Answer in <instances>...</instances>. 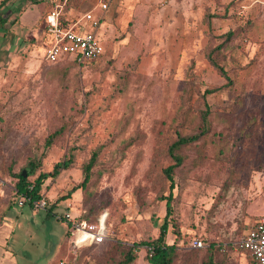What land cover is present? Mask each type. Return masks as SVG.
<instances>
[{
    "label": "rangeland",
    "instance_id": "1",
    "mask_svg": "<svg viewBox=\"0 0 264 264\" xmlns=\"http://www.w3.org/2000/svg\"><path fill=\"white\" fill-rule=\"evenodd\" d=\"M3 1L0 186L27 175L31 163L33 182L74 156L42 185L52 215L32 217L10 196L9 214L24 213L17 232L28 264H44L67 241L63 213L107 215L109 235L58 264H112L123 249L155 240L169 194L163 169L174 163L168 148L179 135L204 131L206 106L209 130L176 152L183 162L165 238L177 247L175 264H202L205 249L194 251L193 239L231 246L264 218V0H122L105 21L103 55L82 67L45 59L43 3ZM78 4L72 12L88 9ZM211 50L226 76L209 62ZM94 152L89 183L67 197ZM231 251L222 262L241 264L242 253ZM146 254L141 247L135 264H148Z\"/></svg>",
    "mask_w": 264,
    "mask_h": 264
},
{
    "label": "built area",
    "instance_id": "2",
    "mask_svg": "<svg viewBox=\"0 0 264 264\" xmlns=\"http://www.w3.org/2000/svg\"><path fill=\"white\" fill-rule=\"evenodd\" d=\"M49 9L44 19L45 59L50 63L72 62L78 67L97 61L104 53V48L98 37L101 22L109 7L120 0H95L96 10H88L74 19L65 18V10L73 0H46ZM28 204L35 212L46 211L47 202L44 197L32 200L20 196L19 206ZM60 219V216H58ZM74 235L73 251L84 244L103 243L107 239L106 216H100L97 224L73 218L69 213H63ZM208 243L202 239H193L192 249H203ZM228 245H223L225 251ZM231 248L248 255L250 264H264V219L258 220L249 228L242 238L231 244Z\"/></svg>",
    "mask_w": 264,
    "mask_h": 264
},
{
    "label": "trees",
    "instance_id": "3",
    "mask_svg": "<svg viewBox=\"0 0 264 264\" xmlns=\"http://www.w3.org/2000/svg\"><path fill=\"white\" fill-rule=\"evenodd\" d=\"M228 38H230V34H228ZM214 54H215L214 50L209 51V53L207 54V58L209 62L222 76H226V73L224 72L223 68L220 67L219 64L217 63L214 57ZM69 63L76 66L72 62H69ZM214 91L215 90L205 91L203 97H205L206 94L213 93ZM206 108H207L206 111L202 113L201 115V125H202L201 127L204 128V131L196 135H192V136H180L179 135L177 139L168 148V152L171 158L173 159L174 163L163 169L164 177L166 181L169 183V186H168L169 194L166 197H162V200L166 201L165 203L166 216L164 218L162 225L159 228V236L155 240H152L149 242H140L137 244H133L131 247L127 249H123L120 259L112 264H135V261L137 259L136 252L141 247H145L147 250L146 260L148 264H175L177 262L176 260L178 256H177L176 245L174 244L168 245L166 244V240H165L166 235H167L168 223H169L168 219L172 217V214H173L172 201L174 199L173 192L175 190L174 172H175V169L178 166H180L183 162V158L179 156L178 154H176V152L182 146H188V145H191L197 142L199 138L203 136L204 134H206V132L209 130V125H208L209 110L207 106ZM63 131L64 130L61 128V129L54 131L52 134H50L47 137V140L45 142L46 146H50L57 139H59L62 136ZM96 161H97V152H94L92 156L89 158V160L86 163H84L82 167L81 182L78 185L74 186L68 192L67 197H69L72 193L76 192L79 189H85V187L90 181L92 170L96 164ZM73 164H74V156L70 154L67 158L55 164L53 166L52 171L48 173H40L39 176L33 182H31L28 180V177L35 174L36 168L38 166V165L31 163L29 167L30 171L27 173L26 177H23L22 171L16 175V180L14 181V184H13L15 195L24 196L32 200L41 198L42 197L41 189H42L43 183L49 178L54 179L58 177L63 171L70 169ZM52 210H53L52 207H49L47 203V210H46L47 214H51ZM55 215L57 216V214ZM61 215H58L60 216V220L63 222H66L64 218H61ZM98 218L99 217L92 216V214L88 213L81 217H78L77 220L78 221L84 220L88 224H97ZM261 219H264V218H261ZM106 225H107V220H106ZM108 235H109V232H108ZM108 235H107V239H108ZM107 239L103 243H100V244L93 243L90 245L88 244L81 245L79 248L76 249V251L83 249L85 247L91 248L93 246L102 245L107 241ZM222 246L223 245H221L220 243H213V242L208 243L207 247H205L204 248L205 250L203 251L205 255L203 256L202 264H224L222 262L223 256L232 251H231V247L228 246L226 247L224 252H221ZM198 250L199 249H195L194 251H198ZM250 263H251V260H250Z\"/></svg>",
    "mask_w": 264,
    "mask_h": 264
},
{
    "label": "crops",
    "instance_id": "4",
    "mask_svg": "<svg viewBox=\"0 0 264 264\" xmlns=\"http://www.w3.org/2000/svg\"><path fill=\"white\" fill-rule=\"evenodd\" d=\"M32 1H33L31 2L32 4L43 3L44 4L43 13L45 14L47 13L49 9V5L46 0H38L37 2H35L34 0ZM121 1L122 0H120L117 3L112 4L109 7L106 14L104 15V18L101 22L100 29L98 32L99 39L104 40L103 39L104 34L102 30L105 26V21L108 15L111 13V11L114 10L113 8H116L117 5L121 3ZM78 2L84 3V5L88 8L86 11L93 10L96 8L95 0H73L69 5L70 8L68 7L65 10V18L74 19L82 14L81 10H79L78 12L75 11L76 13L72 12L71 10L72 7L76 9L79 6ZM68 9H70L71 11L68 12L67 11ZM94 12H97V10L95 9ZM43 40H44V36H43ZM11 181H14V180H11L10 177H8L7 179L1 180L2 186H0V264H28V260L20 255V252L24 249V247H22V244L19 241L21 239H20L19 233L17 232L19 230L24 229L22 223L20 222V220L23 219L24 213L21 212L19 216L14 217L12 214H9L10 210H8L9 207L11 206L10 196L11 194H15ZM10 189H12L13 192ZM25 206H28V208L30 209L32 217H34L35 214L39 213V212L33 211L31 206L28 204H24L19 207L22 208ZM49 215L50 214H47V212L45 211V216H49ZM63 223L66 228L65 230H66L67 241L65 239L62 241L60 240L59 243L53 248L52 254L48 256L44 264H52L55 261L53 259H56L57 257H58V261L55 262L54 264H58L60 261L65 260L66 255L68 258V255H70L73 251L72 244H73L74 238L73 240H68L69 235H71L70 234L71 231L69 229L68 224L66 222H63ZM242 255H243L242 256L243 259L241 260V264H250V259L248 255H246L245 253H242Z\"/></svg>",
    "mask_w": 264,
    "mask_h": 264
},
{
    "label": "water",
    "instance_id": "5",
    "mask_svg": "<svg viewBox=\"0 0 264 264\" xmlns=\"http://www.w3.org/2000/svg\"><path fill=\"white\" fill-rule=\"evenodd\" d=\"M22 175H23V177H26V173H25V171L22 172Z\"/></svg>",
    "mask_w": 264,
    "mask_h": 264
}]
</instances>
